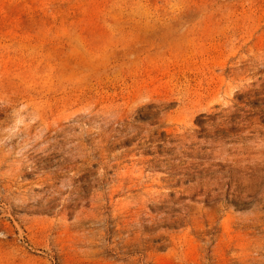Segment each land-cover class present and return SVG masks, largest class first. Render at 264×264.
<instances>
[{
  "label": "rangeland",
  "instance_id": "obj_1",
  "mask_svg": "<svg viewBox=\"0 0 264 264\" xmlns=\"http://www.w3.org/2000/svg\"><path fill=\"white\" fill-rule=\"evenodd\" d=\"M0 264H264V0H0Z\"/></svg>",
  "mask_w": 264,
  "mask_h": 264
}]
</instances>
